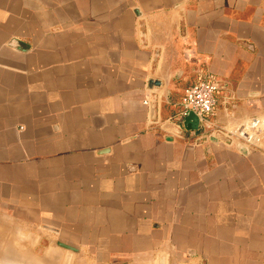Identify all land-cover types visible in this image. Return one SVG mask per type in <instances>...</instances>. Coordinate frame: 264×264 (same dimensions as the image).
<instances>
[{"label":"crops","instance_id":"obj_1","mask_svg":"<svg viewBox=\"0 0 264 264\" xmlns=\"http://www.w3.org/2000/svg\"><path fill=\"white\" fill-rule=\"evenodd\" d=\"M208 76L264 120V0H0V264H264V139L165 127Z\"/></svg>","mask_w":264,"mask_h":264},{"label":"built area","instance_id":"obj_2","mask_svg":"<svg viewBox=\"0 0 264 264\" xmlns=\"http://www.w3.org/2000/svg\"><path fill=\"white\" fill-rule=\"evenodd\" d=\"M221 88L219 80L213 76L187 87L183 92L180 111L170 122L180 130L181 121L192 112L199 119V130L189 134L194 137L197 145L218 140V137L222 136L229 147L242 145L249 151L258 149L264 139V120L252 118L230 130L219 128L212 123L217 103L216 95ZM144 105L148 106V102L145 101Z\"/></svg>","mask_w":264,"mask_h":264},{"label":"water","instance_id":"obj_3","mask_svg":"<svg viewBox=\"0 0 264 264\" xmlns=\"http://www.w3.org/2000/svg\"><path fill=\"white\" fill-rule=\"evenodd\" d=\"M136 14H137V12H136ZM14 43H17V42H14ZM159 85L160 84L158 82H150L149 83L150 87L159 86ZM152 107H154V106H152ZM152 109H155V108H152ZM153 112H154V110H153ZM180 126H181V129L179 130L170 121H168L165 125L167 130L174 131L176 135L183 137V135H185V134H189L191 132H198V130H199V119L194 113L189 112L188 115L181 121ZM218 140H222V141L226 142L225 138L222 136H219ZM213 141H217V140H213ZM236 148H237V150H239L243 154L248 153V150L242 145H237ZM57 245L60 248L65 249L68 252H70V254L76 252V250L70 246H67V245H64L61 243H59ZM70 254L66 257L63 264H70Z\"/></svg>","mask_w":264,"mask_h":264},{"label":"rangeland","instance_id":"obj_4","mask_svg":"<svg viewBox=\"0 0 264 264\" xmlns=\"http://www.w3.org/2000/svg\"><path fill=\"white\" fill-rule=\"evenodd\" d=\"M163 261V260H162ZM155 264H158L157 262Z\"/></svg>","mask_w":264,"mask_h":264}]
</instances>
